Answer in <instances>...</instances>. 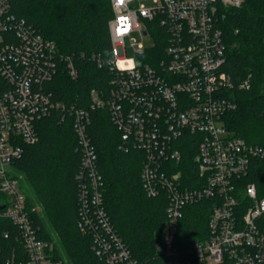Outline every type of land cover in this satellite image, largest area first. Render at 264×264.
I'll use <instances>...</instances> for the list:
<instances>
[{
  "label": "built area",
  "instance_id": "2783aa9c",
  "mask_svg": "<svg viewBox=\"0 0 264 264\" xmlns=\"http://www.w3.org/2000/svg\"><path fill=\"white\" fill-rule=\"evenodd\" d=\"M110 1L111 52L128 58L125 44L133 33L152 36L155 47L138 45V63L130 72L91 54L110 80L107 89L90 90L89 107L83 108L57 101L49 88L62 70L77 80L80 57L60 54L54 41L15 14L10 0H0V264H70L43 236L35 220L41 209L29 202L25 177L15 166L24 147L39 141L38 123L58 112L62 120L72 118L82 152L80 228L92 233L93 250L107 264H136L102 206L103 180L88 133L96 110L109 112L121 150L143 154L147 195L168 197L159 250L169 264H264V147L249 144L225 124L237 105L230 94L234 84L223 71L226 45L219 21L245 0ZM122 16L130 17L133 30L118 39ZM158 45L164 50L155 64ZM247 87L248 82L241 85ZM189 142L196 146V174L187 182L175 166ZM203 200L213 205L208 237L182 252L177 223L187 205Z\"/></svg>",
  "mask_w": 264,
  "mask_h": 264
},
{
  "label": "trees",
  "instance_id": "16d2710c",
  "mask_svg": "<svg viewBox=\"0 0 264 264\" xmlns=\"http://www.w3.org/2000/svg\"><path fill=\"white\" fill-rule=\"evenodd\" d=\"M10 2L15 14L56 43L60 54L80 57L79 78L74 81L62 70L49 88L57 101L88 108L90 90H105L110 80L106 68H99L89 57L95 54L107 60L105 50L111 53V1ZM219 27L226 45L223 71L234 84L230 94L237 105L225 117V124L249 144L264 147V0H245L241 8L225 10ZM163 50L164 45L157 46L155 54L159 59L152 62L156 64L162 58ZM244 82L249 87L241 88ZM37 126L39 141L24 147V154L15 166L24 175L41 209L35 220L43 236L50 239V230L56 234L70 264H107L93 250L92 233L79 226L83 205L79 178L82 152L72 118L62 120L58 112ZM88 133L103 180L102 206L117 236L136 264H169L170 260L159 250L168 221V197L164 192L150 197L143 189V154L120 149L121 136L107 110L91 112ZM189 144L182 163L175 166V170L182 169L187 182L196 174V146L192 148ZM28 199L35 204L29 195ZM212 208L209 200L184 208L176 226V243L182 252L207 239Z\"/></svg>",
  "mask_w": 264,
  "mask_h": 264
},
{
  "label": "clouds",
  "instance_id": "9594fccd",
  "mask_svg": "<svg viewBox=\"0 0 264 264\" xmlns=\"http://www.w3.org/2000/svg\"><path fill=\"white\" fill-rule=\"evenodd\" d=\"M117 2L119 4H124L125 0H117ZM117 25L118 27L116 36L118 39H123L124 37L129 36L133 30L132 21L130 17L127 16L118 18ZM104 54L108 57L106 62L113 65L118 71H133L138 63L134 57L118 58L115 50H113L111 53L105 50Z\"/></svg>",
  "mask_w": 264,
  "mask_h": 264
},
{
  "label": "rangeland",
  "instance_id": "374dc122",
  "mask_svg": "<svg viewBox=\"0 0 264 264\" xmlns=\"http://www.w3.org/2000/svg\"><path fill=\"white\" fill-rule=\"evenodd\" d=\"M143 44L145 49H151V47H155V40L152 36L143 37L139 33H133L132 36L128 37L126 39V50H127V56L128 57H136L137 52H140L141 49L138 45ZM25 190L28 192V195L31 197L33 202L37 204L36 198L33 193H30V189L27 183H25ZM38 205V204H37ZM50 239L53 240L61 254L65 257V252L60 244V241L56 234L50 230Z\"/></svg>",
  "mask_w": 264,
  "mask_h": 264
}]
</instances>
